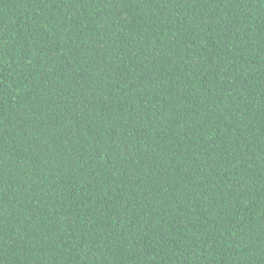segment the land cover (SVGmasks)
Instances as JSON below:
<instances>
[{"label": "trees", "instance_id": "1", "mask_svg": "<svg viewBox=\"0 0 264 264\" xmlns=\"http://www.w3.org/2000/svg\"><path fill=\"white\" fill-rule=\"evenodd\" d=\"M0 264H264V0H0Z\"/></svg>", "mask_w": 264, "mask_h": 264}]
</instances>
